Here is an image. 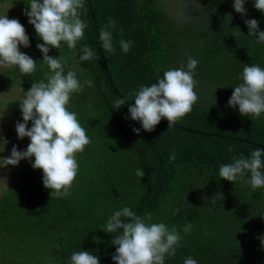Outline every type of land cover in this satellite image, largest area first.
<instances>
[{"label": "trees", "instance_id": "1", "mask_svg": "<svg viewBox=\"0 0 264 264\" xmlns=\"http://www.w3.org/2000/svg\"><path fill=\"white\" fill-rule=\"evenodd\" d=\"M0 2L14 6L8 18L24 26L30 46L23 52L37 61L33 74H21L13 83L23 93L50 71L36 47L43 41L24 14L30 0ZM85 6L81 19L88 27L80 45L88 44L99 59L80 62L83 53L64 42L48 55L65 58L66 70H75L82 83L93 82L73 94L69 105L91 143L77 155L79 173L71 195L63 199L50 197L42 170L31 166L34 157L19 162L15 181L0 196V264H70L79 250L97 255L99 264H114L117 246L111 241L119 232L101 228L125 206L142 217L150 213L149 223L177 227L181 246L165 264H183L186 257L197 264H264V188L233 184L218 174L233 156L264 148V114L242 116L238 106H228L233 88L242 83L243 67H264V43L248 35L244 22L255 19L264 31V14L254 8V0H246L243 16L235 12L233 0H192L181 24L158 0H85ZM109 17L116 21L111 30L115 54L105 52L99 41ZM121 38L133 42L127 53L119 47ZM189 55L199 62L197 103L171 129L162 118L154 131H144L129 116L130 94L155 83L165 70L186 66ZM125 96L128 102L115 109V100ZM12 121L22 122L20 107ZM16 143L26 150L30 141L25 137ZM173 150L177 158L169 163ZM137 168L144 171L142 178ZM188 222L193 227L185 234Z\"/></svg>", "mask_w": 264, "mask_h": 264}, {"label": "clouds", "instance_id": "2", "mask_svg": "<svg viewBox=\"0 0 264 264\" xmlns=\"http://www.w3.org/2000/svg\"><path fill=\"white\" fill-rule=\"evenodd\" d=\"M245 3L246 0H233L235 12L246 15ZM27 6L30 10L24 14L43 41L36 47L50 71L45 74V79L33 81L19 102L22 122L16 123L15 131L18 139L27 137L30 143L23 151L13 145L8 157L0 156V168L14 167L21 160L34 157L31 166L42 170L43 186L50 190V197L63 199L71 195L79 173L76 157L91 143L77 113L69 110L70 101L73 94L81 93L85 85L92 87L93 82L85 80L82 83L75 70H66L65 58L60 55L52 57L48 53L50 48L59 50L64 42L70 50L77 52L79 49L83 53L79 57L80 62L97 60L99 56L88 44L80 45L88 27V22L81 19L82 12L87 11L85 0H30ZM254 8L264 14V0H254ZM244 22L249 29L248 35L255 36L258 43H264V31L259 30L258 21L249 19ZM115 27L116 21L109 17L107 24L99 30L101 47L107 53L115 54L111 31ZM132 44L130 40H119V47L124 53L130 50ZM29 46V37L19 20L9 19L7 15L0 16V66L16 67L23 75L33 74L37 61L20 51V47ZM198 63L189 55L186 66L182 63L180 67L165 70L162 78L158 77L155 83L142 85L131 93L134 103L128 108L130 118L139 121L146 132L154 131L162 118L168 121L167 130L179 123L191 113L199 99L194 90L198 83L194 78ZM240 79L242 83L233 88L228 106H238L240 115L258 119L264 114V67L245 65ZM128 100V96L117 98L115 109ZM29 122L31 127H28ZM139 131L133 129L137 134ZM3 141L5 145L7 141ZM3 151L4 146L0 152ZM228 151L234 149L229 146ZM176 158L173 150L168 158L169 163ZM218 174L221 179L233 184L242 181L253 190L264 188V148L253 149L249 156H233L230 163L219 167ZM246 174H250V178L245 179ZM136 175L142 178L144 171L137 168ZM179 211V208L174 209L173 214ZM151 219L150 213L142 217L127 206L112 213L101 230L109 234L119 232L111 241L117 246L111 257L114 264H165L166 257L176 254L183 239L177 227L173 225L169 228L164 222H147ZM192 227L191 222L186 223L183 232L189 233ZM261 243L264 244V240ZM70 264H99V257L92 252L79 250L71 254ZM183 264H197V261L186 257Z\"/></svg>", "mask_w": 264, "mask_h": 264}, {"label": "rangeland", "instance_id": "3", "mask_svg": "<svg viewBox=\"0 0 264 264\" xmlns=\"http://www.w3.org/2000/svg\"><path fill=\"white\" fill-rule=\"evenodd\" d=\"M192 0H158L160 6L167 12V14L181 24L187 20L186 13ZM14 6L8 2H0V16L7 15L13 17ZM24 47H20L23 52ZM21 76L18 68H4L0 66V137L7 141L3 144V139L0 138V156L8 157L10 155L13 145L17 146V150L23 151L24 147L16 143L18 139L15 131V125L12 121L16 110L18 109L19 102L23 98V93L13 83L17 77ZM11 82H10V81ZM4 127V128H3ZM15 138V139H14ZM9 143V144H8ZM7 147V148H6ZM7 150V151H6ZM19 166V164L17 165ZM17 166H6L0 168V196L6 189L15 181L17 177Z\"/></svg>", "mask_w": 264, "mask_h": 264}]
</instances>
